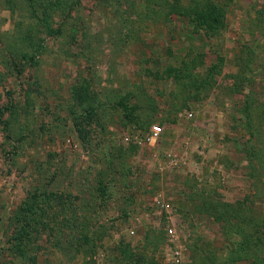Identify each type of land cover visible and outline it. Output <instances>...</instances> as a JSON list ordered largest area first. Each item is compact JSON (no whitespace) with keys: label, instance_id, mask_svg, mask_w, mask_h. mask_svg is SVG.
Instances as JSON below:
<instances>
[{"label":"rangeland","instance_id":"374dc122","mask_svg":"<svg viewBox=\"0 0 264 264\" xmlns=\"http://www.w3.org/2000/svg\"><path fill=\"white\" fill-rule=\"evenodd\" d=\"M169 227L264 264V0H0V264H172Z\"/></svg>","mask_w":264,"mask_h":264},{"label":"trees","instance_id":"16d2710c","mask_svg":"<svg viewBox=\"0 0 264 264\" xmlns=\"http://www.w3.org/2000/svg\"><path fill=\"white\" fill-rule=\"evenodd\" d=\"M207 7V3L202 4V7H200L198 3L194 5L189 3L188 5H183L182 10L176 5L173 8L176 11H181V13L183 12L186 14L190 21L194 24L195 30L200 28L207 32L208 30H213L218 26V19L216 18L214 11L212 9H206ZM244 100V111L246 113V117L248 118V122L251 126H253L252 120L255 118V115L257 116L253 107L255 101L253 102V98L251 96H245ZM247 158L249 163L252 162L253 154H248Z\"/></svg>","mask_w":264,"mask_h":264},{"label":"built area","instance_id":"2783aa9c","mask_svg":"<svg viewBox=\"0 0 264 264\" xmlns=\"http://www.w3.org/2000/svg\"><path fill=\"white\" fill-rule=\"evenodd\" d=\"M161 132H162L161 126L153 125L150 131L145 136L136 139V143L140 145L145 143L152 145L159 139ZM124 139L128 140L129 138L125 137ZM166 156L170 163L177 164L179 161V159L176 156H174L171 152H168ZM159 206L167 207V205L164 204L163 201L159 203ZM168 236L171 243H173V246L169 251V253L167 254L168 257L165 259L171 262L172 264H182L185 258L184 251L186 250V248L179 244H176L179 237L175 235L172 227L168 228Z\"/></svg>","mask_w":264,"mask_h":264},{"label":"crops","instance_id":"0c3cea01","mask_svg":"<svg viewBox=\"0 0 264 264\" xmlns=\"http://www.w3.org/2000/svg\"><path fill=\"white\" fill-rule=\"evenodd\" d=\"M179 163H180V160H179Z\"/></svg>","mask_w":264,"mask_h":264}]
</instances>
